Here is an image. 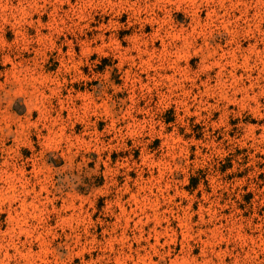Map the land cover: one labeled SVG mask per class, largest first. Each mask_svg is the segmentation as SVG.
Returning <instances> with one entry per match:
<instances>
[{
    "label": "rangeland",
    "instance_id": "obj_1",
    "mask_svg": "<svg viewBox=\"0 0 264 264\" xmlns=\"http://www.w3.org/2000/svg\"><path fill=\"white\" fill-rule=\"evenodd\" d=\"M0 264H264V0H0Z\"/></svg>",
    "mask_w": 264,
    "mask_h": 264
}]
</instances>
